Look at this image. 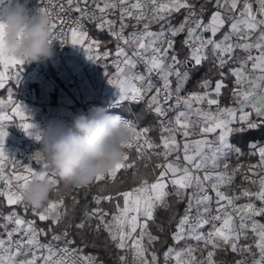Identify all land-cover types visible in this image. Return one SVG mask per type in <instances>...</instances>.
Wrapping results in <instances>:
<instances>
[{"label":"snow or ice","instance_id":"snow-or-ice-1","mask_svg":"<svg viewBox=\"0 0 264 264\" xmlns=\"http://www.w3.org/2000/svg\"><path fill=\"white\" fill-rule=\"evenodd\" d=\"M39 3L37 14L44 13L50 18L51 42L80 46L87 58L95 63L101 59L97 51L101 44L91 38L85 22L95 23L101 31L107 29L115 38V78H110L107 64L104 65L105 75L120 93L122 101L139 103L151 93L147 111L159 118L161 143L156 144L149 136L151 127L140 128L136 121L125 119L130 138L122 145V162L107 174L97 176L91 185L104 182L103 193L109 184H116L118 173L123 170L127 174L132 170L135 186L130 190L113 189L108 194L94 196L97 207L85 209L84 218L74 224L68 216L79 201L73 196L70 209L65 199L80 188H61L39 151L29 157V163H24L9 156L5 150L7 128L14 120H18L15 124L26 135L37 142L41 139L25 107L12 98L10 89H6L9 91L7 100H0V201H6L8 206H19L25 216L16 207H12L7 215L0 214L3 221L0 223V264H98L95 255L82 254L83 247H72L76 241L70 238L72 228L77 230L76 236L82 238V230L91 226L89 222L93 218L98 221L93 247H96L95 239L102 229L108 240L121 251L118 255L120 264H129L128 253H131L130 264H159L155 243L161 238L149 230V222L163 232V227L156 221L157 210L172 212L171 220L175 217L173 205L185 201L184 215L176 224L172 239L177 244L187 240L197 243L186 244L180 249L169 247L163 253V264H169V261H175V264H226L214 257L218 250L227 252L228 249L241 255L249 253L253 257L251 264H264V223L256 219L264 217V146L255 142L249 145L253 150L250 154L259 156L257 164L246 168L237 164L229 171L227 163L232 154L244 155L242 149L231 142V137L264 128V0H215L213 7L216 10L211 12L207 23L203 19L207 11L205 4L197 8L192 0H39ZM206 3H212V0H206ZM11 4L12 0H0V21ZM181 10L186 13L183 20L173 24V14ZM73 12L78 15L72 17ZM117 12V19L109 18ZM154 24L159 25L158 31L152 30ZM129 27L133 30L125 35ZM225 28L227 31L223 32L222 38L216 39ZM185 33L181 43L189 49V55L181 60L176 38ZM204 33L210 35L206 37ZM120 42L131 49V54ZM209 48L220 79L212 87L211 80L202 78L196 86L203 91L181 95L192 75L208 59ZM236 49L245 52L246 57H236ZM253 50L258 54L253 55ZM109 55L107 51L103 53L104 58ZM229 62H238L239 66L229 68L225 73L223 69ZM249 63L251 69L245 71ZM23 64V60L0 45V89H5L10 78L15 84L20 83ZM138 64H143V73L136 70ZM257 72L259 74L253 76ZM154 74L161 82L159 86L153 83ZM229 74L235 78L230 90L231 103L221 106L220 97L222 89L228 88L225 81ZM197 129L202 138L193 140L191 137L197 134ZM208 134H213L214 138L209 139ZM178 136L183 138L182 144ZM153 155L159 162L149 173L140 175L137 161H151ZM9 167L10 172L7 171ZM144 167L147 169L148 164ZM249 172L252 176L247 174ZM238 174L258 186V190L253 192L245 188L240 195L223 191ZM33 179L53 185V196L43 206L29 205L23 200V190ZM91 185L82 188L90 191ZM241 195L250 198L249 202L236 204ZM169 198H172L171 202ZM119 199H122V206ZM257 200L259 207L255 203ZM102 201L114 202L115 211L110 218L109 212L100 206ZM29 212L33 219L26 218ZM35 218L50 222L47 231L37 226ZM61 225L60 233L52 227ZM205 226L209 227L205 229ZM249 231L253 234L258 255L251 244L239 243L241 238L248 240ZM49 232L51 240L43 243L41 236L46 237ZM54 242H62L63 247ZM198 251L201 253L199 258L195 255ZM236 264H247V261L241 259Z\"/></svg>","mask_w":264,"mask_h":264},{"label":"built area","instance_id":"built-area-1","mask_svg":"<svg viewBox=\"0 0 264 264\" xmlns=\"http://www.w3.org/2000/svg\"><path fill=\"white\" fill-rule=\"evenodd\" d=\"M199 1L200 0H192V2L197 4V8H199V6L201 5L198 4ZM40 6L41 5L39 3V0H31V4L29 6L31 9V14H37V9ZM255 7H257V5L254 3V8ZM213 10L216 9L213 8ZM71 15L72 17H75L78 14L73 12ZM109 18L117 19L118 12L115 15L110 16ZM204 21L205 23H207V20ZM130 23H134V21H131ZM118 26L119 22H117V27ZM85 27L92 39L100 41L99 38H97L91 33L92 27L97 28L95 23L85 22ZM132 30L133 29L131 27L126 29L125 35H127V33L131 32ZM104 31L112 38L114 45L112 48L99 47V49H97V51L101 55V59L97 63L89 60L86 56L85 51L80 46L72 45L71 43L64 44L62 46L59 41H54V55L51 59L44 60L39 63H24L22 65L23 71L20 73V83L18 85L15 84L14 79L10 78L8 81H6L5 85H7L8 87L10 86L12 98L25 107L27 114L30 117L31 123H33L38 130L46 128L49 124H55V122L51 120V118H49L50 109L53 108H55L56 110L54 114H58L60 117L67 118L68 120H72L73 116L76 114H79L81 112H87V110L92 106L104 107L109 114H118L124 119L133 120L126 112L128 105L133 102L120 100V93L115 91L113 85L109 83V79L105 75V64L108 65L106 71L109 73L110 78H113V75L116 73V68L113 64V59L116 51L117 41L114 37L110 35L107 29H105ZM185 35L182 41L184 40ZM204 35L207 37L206 33H204ZM253 40H255V36H253ZM120 43L121 46H124L122 42ZM124 47H126V50H128L129 54H131V49L127 46ZM106 51L109 52L110 55L107 58H104L103 53ZM136 70L143 73V64H138ZM223 71L226 73L225 68L223 69ZM152 79L153 83L159 86L161 82L159 81L158 77L155 76V74L153 75ZM245 87H247V85H245ZM38 90L44 91L45 93L43 95H40L38 94ZM192 91L195 90L185 89L181 93V95H186L187 93ZM200 91H203V89ZM149 95H151V93L147 94L145 96V99L141 101L146 108L148 104ZM220 103L221 106H229L231 103V96L228 98L227 101H220ZM118 109H124L125 112L117 113L116 110ZM214 109L215 106H213V110ZM194 118L195 116H193V119ZM43 120L44 122H42ZM49 121L51 123H49ZM15 123H18V120H14L13 123H11L7 128L8 136L5 141V150L7 151L9 156H14L16 159L21 160L24 163H29V157L32 156L36 151H38L37 145L39 142L26 135L25 132L19 127H17ZM138 127L143 128L144 126L138 125ZM177 139L182 144L183 138L181 136H178ZM258 145L264 146V142L259 143ZM182 155L183 153L181 152V156ZM258 161L259 160L239 161L237 162V164H243L246 168L250 164H257ZM31 163L34 164V162ZM7 171L10 172L11 168L9 167ZM247 174L249 176H252V173L250 172ZM252 178L255 179L256 177L253 176ZM245 181L249 182L243 179L242 174H238L230 185L228 194L238 195L236 188L240 185L241 182ZM134 186L135 185H133L132 187ZM252 189V191L255 192L258 190V186L252 185ZM98 194L107 193H97L94 196ZM210 194L214 196V193L210 192ZM52 196L53 193L50 195V197ZM249 199L250 198L248 197H240V199L236 201V204H246L249 202ZM104 202L105 201H102L100 206L106 211H108L109 214H111L110 208L106 206ZM255 203L258 207L260 206V202L258 200L255 201ZM12 207H16L19 213L22 216H25L23 209L19 208V206H8V210L4 211L2 214L7 215ZM95 207H97V205H95ZM213 207H215L214 203ZM194 214L195 212L193 211V215ZM26 218L33 219L34 217L29 212L26 215ZM35 219L37 220V226L40 228H44L45 231H47L46 227L48 222H41L38 220V218ZM93 219L96 220L95 218ZM236 222L238 224V218ZM9 227L13 226L10 225ZM208 227L209 226H205V229H207ZM49 240H51V236H41V241L43 243H47ZM54 243L59 244L60 247H63L62 242ZM72 247L75 246L72 245ZM82 254L86 255L84 253ZM204 255L206 256V251L204 252ZM200 256L201 254L197 257L199 258ZM252 258L253 257L251 256L249 261L250 264Z\"/></svg>","mask_w":264,"mask_h":264},{"label":"clouds","instance_id":"clouds-1","mask_svg":"<svg viewBox=\"0 0 264 264\" xmlns=\"http://www.w3.org/2000/svg\"><path fill=\"white\" fill-rule=\"evenodd\" d=\"M31 0H12L0 21V45L24 63L51 59L54 55L50 18L31 14ZM39 153L63 186L82 188L97 176L105 175L122 162V145L130 138L125 119L92 106L73 116L70 125L49 124L39 130ZM53 193V185L33 179L23 190L29 205L43 206Z\"/></svg>","mask_w":264,"mask_h":264},{"label":"trees","instance_id":"trees-1","mask_svg":"<svg viewBox=\"0 0 264 264\" xmlns=\"http://www.w3.org/2000/svg\"><path fill=\"white\" fill-rule=\"evenodd\" d=\"M215 0H212V3H206V0H200V4H205V6L208 8L207 12L204 13L205 18L209 15V13L213 10V4ZM184 10H181L180 13H174L173 14V20L177 23L180 22L182 19ZM91 33L95 35L97 38L100 39L101 48H112L114 43L112 38L103 30H99L95 27L91 28ZM186 34V33H185ZM185 34H181L178 36L176 49L179 53V58L183 60L185 57L189 55V49L182 46V39ZM216 66L212 65L211 62L205 61L203 64V67L199 69L198 72H195L191 79L188 81L186 85V89L191 90H202L201 88H198L197 81L201 80L202 78L209 77L211 80H216L219 76V72L217 69H215ZM215 71V72H214ZM225 83L228 85L227 89H222V96L220 97V101L224 102L227 101L228 98L231 96V89L234 87V83L231 77L228 76V79L225 81ZM7 86L5 89H0L1 94H6ZM41 90H38V93H40ZM122 112H125V110L120 109ZM129 116L133 119V121H136L138 125L144 126V127H151L153 130L149 133V136L151 139L156 143L160 144V125L158 123V117L147 111V108L142 102L139 103H131L128 105L127 111ZM139 117V119H137ZM231 142L237 146H239L244 155L237 157L235 154H232L229 157V167L233 168L239 161H257L259 160V156L257 155H251L250 153L253 151L249 148V145L253 142L259 144L264 142V128H261L259 130H252L245 132L241 135H234L231 137ZM38 150L40 148V144L38 143ZM160 149H157L159 151ZM171 159V157H170ZM159 162V158L153 155L151 161H137V167L139 168V174L145 175L151 171V169L154 167V165ZM148 164V168L146 169L144 167V164ZM123 180V183H120V181ZM104 182H100L98 184H93L90 186V191L86 190L85 188H80L78 190H73L71 192L70 196H66L65 203L69 205L71 209L72 205V197L75 196L76 199L79 201V203L76 205L74 211L69 212L68 219H71L73 223H80L81 220L84 218L83 213L85 209L91 210L95 207V201L93 200V197L97 193H102L101 188L103 187ZM134 185L133 179H132V170H129L127 174L123 172V170L117 174V182L115 185L109 184L105 192L107 193L112 191L113 189L124 191V190H130L131 187ZM60 187L63 188V184L60 183ZM191 191V189L189 190ZM170 202L172 198H169ZM119 203L122 206V199H119ZM104 204L108 206L111 210V213L115 211L114 208V202H107L105 201ZM187 204L185 202L176 203L173 205V212L175 213V217L171 220H169V217L173 214L172 212L165 211L163 209H158L155 213L157 224L161 225L164 229L163 232H160L158 230V227L156 224H152L149 222L150 227L149 230L154 234L158 235L161 238V241H158L155 243V249L157 251L159 264L163 261V253L172 245L175 244V242L172 239V234L176 229V224L178 223L180 217L184 215V211ZM8 210V206L6 204V201H0V214H2L4 211ZM111 215V214H110ZM109 215V217H110ZM108 217V218H109ZM264 223V217H257ZM0 223H3L2 220H0ZM90 227H85V229L82 230V238L81 236H76L77 230L75 228L71 229V237L75 239V247H83V253L88 255L92 254L95 255L98 258V262L102 261L103 264H120V261L118 259V255L122 254L119 249H116L115 246L111 243L110 240H108L107 233L101 229V231L98 234V238L95 239L96 247L92 246V242L95 236H97V233L95 232V225L98 223V221L92 219L90 222ZM50 222H48L46 229H48V225ZM57 233H60L63 230V225L60 227L52 226ZM48 236H51V233H48ZM107 241V247H105V242ZM163 242V243H161ZM87 245V246H85ZM216 256L220 259H224L227 264H235V258L236 253H232L230 249H228L227 252L218 250L216 253ZM131 257V255H130ZM128 259V258H127ZM130 264V262H129Z\"/></svg>","mask_w":264,"mask_h":264},{"label":"crops","instance_id":"crops-1","mask_svg":"<svg viewBox=\"0 0 264 264\" xmlns=\"http://www.w3.org/2000/svg\"><path fill=\"white\" fill-rule=\"evenodd\" d=\"M214 3H215V2H214ZM212 11H215V10H212ZM212 11H211V12H212ZM211 12H210L209 15L207 16V18H205V19L207 20V22H208V20H209L208 18H210ZM204 17H205V15L203 16V19H204ZM153 28H155V25H152V29H153ZM224 31H227V28L223 29V30L221 31V33H218L216 39H221ZM206 35L209 36L210 33H206ZM252 54H253V55H257L258 53H257L255 50H253ZM234 55H235L236 57H238L239 59H243V58L246 57L247 54H246L245 52L241 51L240 49H236ZM207 56H208V59H207L206 61L211 62L212 65H215V64H216V61H215V58H214V55H213V53H212L211 48H209V49L207 50ZM238 66H239L238 62H229V63L226 65V67H225L226 73H228L229 68L238 67ZM215 69H217V68H215ZM250 69H251V63H249V65H248V67L245 69V71H249ZM214 72H215V71H214ZM258 74H259L258 72H257V73H253V76L258 75ZM229 77L232 78L233 83H234V79H235V78L232 77L230 74H229ZM206 79L211 80L209 77H207ZM217 79H220V77H218ZM217 79H216V80H217ZM216 80H214V81L211 80V81H212V87H214V84H215V81H216ZM6 86H7V85H5V87H6ZM113 88L115 89V91L118 92V90H117L114 86H113ZM7 89H10V86H9V87L7 86ZM185 89H186V88H185ZM10 90H11V89H10ZM195 91H200V90H195ZM118 93H119V92H118ZM8 96H9V91H6V94H1V93H0V100H7ZM150 96H151V95H149V98H150ZM223 106H227V105H223ZM233 106H234V105H233ZM194 107H195V105H194ZM202 107L207 108V105H203ZM55 112H56L55 108L50 109V116H49V118H52V115H55V114H54ZM195 119H196V117H195L193 120H195ZM201 138H202V136L198 133V129H197V134H195V135H193V136L191 137V139H193V140H195V139H201ZM208 138H209V139H213V138H214V135H213V134H208ZM182 143H183V142H182ZM228 162H229V159H228L227 163H228ZM230 168H231V167H229V171H231ZM220 170H223V169L221 168ZM240 184H241V183H240ZM229 187H230V186H226V187L223 188L222 190L225 191V192L228 194V193H229ZM188 241H191V240L181 241L179 244L175 243L174 245H172V246H170V247L176 248V247H178V246H180V245H183L184 243H186V242H188ZM166 251H167V250H166Z\"/></svg>","mask_w":264,"mask_h":264},{"label":"rangeland","instance_id":"rangeland-1","mask_svg":"<svg viewBox=\"0 0 264 264\" xmlns=\"http://www.w3.org/2000/svg\"><path fill=\"white\" fill-rule=\"evenodd\" d=\"M185 14H186V13H185V11H184V12H183V15H182V19L180 20V22L183 20ZM180 22L177 23L176 21L172 20V23H173V24H179ZM154 25H155V28H153L152 30H153V31H158V30H159V25H158V24H154ZM0 70H2V69H0ZM113 78H115V74L113 75ZM44 93H45L44 91H41V92L38 93V94L43 95ZM116 112H117V113H122V111H121L120 109L116 110ZM51 120H53V121L55 122L54 126L57 125V124L70 125V123H71V120H68L67 118H64V117H60L58 114L52 115ZM42 122H44V120H43ZM49 123H51V122L49 121ZM230 169H231V168H230ZM245 188H247V189H249V190H251V191L253 190V189H252V185H251L249 182H246V181H245V182H241V184L236 188V191H237L238 195H240L241 192H242V190L245 189ZM240 197L242 198L243 196L241 195ZM110 216H111V215H110ZM109 218H110V217H109ZM256 219L260 220L259 218H256ZM260 222L263 223L261 220H260ZM253 239H254L253 234L249 231V238H248V240L241 239L239 243H240L241 245L246 244V243H247V244H251V245H252V250H253V251H256V252H257V255H258V250L255 249V246H254V243H253ZM196 243H197L196 241L191 240V241H188V242L184 243L183 245H180V246L176 247V249L183 248V247H185L186 244L196 245ZM200 246L203 247L202 244H201ZM200 254H201V253H200L199 251L196 252V255H197V256H199ZM130 255H131V253H128V256H127L129 262H131V257H130ZM250 257H251V255H250L249 253H247V252L243 253L242 255L239 254V253H236V258H235L234 263L236 264V261L241 260V259H245V260L247 261V264H250V263H249V261H250ZM214 259H215V260H218V261H219V260H223V261H225V260L222 259V258L219 259L216 255H215ZM225 262H226V261H225ZM161 264H163V261H162ZM169 264H175V261H169ZM226 264H227V263H226Z\"/></svg>","mask_w":264,"mask_h":264},{"label":"bare ground","instance_id":"bare-ground-1","mask_svg":"<svg viewBox=\"0 0 264 264\" xmlns=\"http://www.w3.org/2000/svg\"><path fill=\"white\" fill-rule=\"evenodd\" d=\"M209 19V18H208Z\"/></svg>","mask_w":264,"mask_h":264}]
</instances>
